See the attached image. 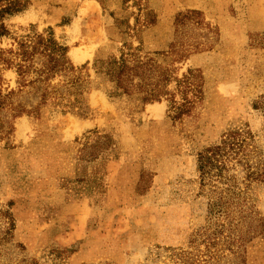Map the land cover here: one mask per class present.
<instances>
[{"label":"rangeland","instance_id":"1","mask_svg":"<svg viewBox=\"0 0 264 264\" xmlns=\"http://www.w3.org/2000/svg\"><path fill=\"white\" fill-rule=\"evenodd\" d=\"M10 1L22 10L0 17V47L33 28L92 66L127 45L154 54L181 42L201 50L159 62L177 79L197 71L203 94L174 118L169 99L107 83L88 93L85 115L49 107L12 120L0 133V264L171 263L206 222L198 153L243 128L264 156V0H0V10ZM1 75L15 85L12 70ZM249 197L264 217V179ZM255 241L247 264H264Z\"/></svg>","mask_w":264,"mask_h":264},{"label":"trees","instance_id":"2","mask_svg":"<svg viewBox=\"0 0 264 264\" xmlns=\"http://www.w3.org/2000/svg\"><path fill=\"white\" fill-rule=\"evenodd\" d=\"M18 3L8 2L0 17L22 10ZM196 14L200 12L180 14L177 22ZM7 33L1 23L0 37ZM170 47L168 52L152 54L143 52L141 46L127 45L119 56L98 58L92 66H76L67 56V47L51 32L31 28L15 36L10 46L0 47V133L11 132L12 120L17 117L39 116L49 107L85 115L88 93L107 83L127 94H140L147 102L169 99L174 118L190 114L203 94L197 71L190 69L177 79L158 56L183 59L201 48L181 42ZM4 70L15 73L14 86H3ZM174 80L175 89L170 90ZM197 169L207 200L206 222L196 230L187 248L172 249L169 264H247L255 240L264 239V217L249 197L253 182L264 179V156L254 135L243 128L228 130L218 143L198 153Z\"/></svg>","mask_w":264,"mask_h":264}]
</instances>
